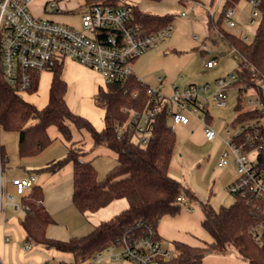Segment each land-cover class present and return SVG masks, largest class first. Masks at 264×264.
<instances>
[{"label": "trees", "instance_id": "1", "mask_svg": "<svg viewBox=\"0 0 264 264\" xmlns=\"http://www.w3.org/2000/svg\"><path fill=\"white\" fill-rule=\"evenodd\" d=\"M102 1L117 4V0ZM129 6L132 23L141 24L149 32L159 31L172 24L174 19L171 14L149 13L132 3ZM224 9L216 21L210 20L211 25H222ZM262 11L263 16L251 41L231 32H222L224 41L243 57L235 72L239 79L233 83L240 94L251 87L261 93L264 85V6ZM61 66L62 63H57L52 69L49 101L43 108L24 99L8 80L0 78V128L19 133L20 157L41 153L54 140L48 132L49 127L58 129L68 143L66 155L49 161L35 171L55 172L65 164L73 163L72 199L80 212L97 211L119 198H126L129 204L84 236L56 239L47 235V227L54 220L42 203V188L34 186L22 198L26 210L22 222L26 240L72 253L74 261L71 264H81L124 236L139 238L153 229L160 239L157 232L160 219L167 214L180 213L185 205L177 200L178 196L183 195L188 202L197 200L194 192L169 172L177 138L168 124L167 105L149 103L147 84L135 75L124 84L109 82L106 89L100 87L95 96L96 103L105 109V126L98 130L89 119L69 108L65 100L67 84L61 77ZM38 85L39 74L32 73L28 92H36ZM262 101V108L246 109L239 97L232 125L255 123L253 121L263 117V97ZM146 107L155 111V128L148 143L143 145L134 141V132L129 129L128 120L131 110ZM72 127L87 131L94 145H105L116 153L117 163L104 178H99L92 161L85 160L83 148L73 140ZM259 127L264 135V128ZM0 159L2 164L7 159L3 146H0ZM200 205L204 213L203 226L213 241L203 246L174 241L170 248L173 255L168 259L161 258L160 264H203L209 253L224 254L231 247L236 248L238 255L248 264H264V229L260 242H256L250 227L258 222V218L249 198L235 197L231 204L219 208H215L209 200L200 201Z\"/></svg>", "mask_w": 264, "mask_h": 264}, {"label": "built area", "instance_id": "2", "mask_svg": "<svg viewBox=\"0 0 264 264\" xmlns=\"http://www.w3.org/2000/svg\"><path fill=\"white\" fill-rule=\"evenodd\" d=\"M240 0H226L224 20L235 26V15L240 10ZM252 7L249 19L258 25L262 16L264 0H246ZM35 0H0V78L4 77L18 93L28 92L32 73L50 70L66 58L73 59L99 72L107 83L124 84L134 75V62L146 51L162 45L172 33L173 24L157 32H149L141 24L132 23L129 0H117L108 4L102 0H84L86 10L80 14V27L49 19L32 12ZM56 1H47L44 11H58ZM185 15V13H183ZM216 59H210L206 66L212 68ZM239 79L235 72L217 78V89L208 94L210 85L187 84L183 87L172 84V92L163 90L164 81L147 84L150 102L167 105L168 118L172 125L187 124L191 117L199 118L205 126V136L213 140L218 136L210 124V101L218 107L228 105L229 91ZM261 93L256 91L257 107L262 108L264 85ZM254 100H251L253 102ZM129 129L134 132V141L147 144L155 128V111L146 107L131 110ZM234 132L223 139L218 165L230 163L236 166V177L228 185L229 193L235 197L249 198L254 206L258 222L250 227L255 241L260 242L264 229V135L259 125L244 122L234 127ZM19 195L35 186L36 175L13 178ZM13 198V197H12ZM177 200L186 203L181 195ZM27 243L25 248H30ZM107 251V257L103 252ZM173 255L165 247L155 231L139 238L122 239L110 244L104 250L87 259V264H100L106 258L113 261L129 260L133 264H160V259ZM71 264V263H60Z\"/></svg>", "mask_w": 264, "mask_h": 264}, {"label": "crops", "instance_id": "3", "mask_svg": "<svg viewBox=\"0 0 264 264\" xmlns=\"http://www.w3.org/2000/svg\"><path fill=\"white\" fill-rule=\"evenodd\" d=\"M34 14L76 27L81 26L80 13L71 15V13L62 14L59 11L46 12L44 7H42L40 14L39 12ZM65 18H73V20ZM176 43L178 44L179 41L174 40L171 44ZM169 44L164 42L160 45L162 49L159 51L155 50V48L146 51L133 64L134 75L148 85L156 86L158 78L162 77L164 81L163 90L166 94L172 92V84L180 76L181 72V66L178 64L182 63L185 58L181 51H176L174 48H172L171 52H168ZM206 46L204 44L205 48ZM210 59L217 60V57L205 60L204 65L208 69L211 68L206 66V62ZM38 74L39 85L37 91L34 93L23 92L20 95L38 108H43L49 101L53 71L45 70ZM61 77L67 84L65 100L69 108L73 112L89 119L95 128L102 130L105 126V109L96 103L95 96L100 87L104 89L107 87L104 77L96 70L70 58H66L62 62ZM211 102L216 106L213 101H210L209 105H211ZM194 119L197 118L191 117L187 124L171 126L174 130L176 125H181L186 130H189L190 133L187 138H178L176 135L177 141L169 172L171 176L189 187L197 196V200L187 201L180 213L176 215L167 214L160 219L157 232L163 245L181 241L193 246H203L205 243L213 241L212 236L203 226L204 213L200 205V201H210L212 194L205 184L210 161L203 165L199 157L194 160L190 156L192 151L198 152L202 145L211 144L212 140L206 138L203 123L195 124V126L191 124ZM13 132L16 134L12 138L14 143L10 148L7 147L0 136V146H3L7 155L4 164H2L0 159V264L73 263L74 257L72 253L47 248L41 244L30 243L26 240V231L22 224L26 216V210L22 205L23 196L17 193L16 187L12 182L13 178L26 177L30 174L36 175L35 186L42 188V203L54 220L47 227V235L56 239L66 240L73 236L81 237L88 234L100 222L110 219L128 207V200L119 198L97 211L80 212L72 199L73 163L69 162L55 172L35 171L49 161L66 155L68 143L58 129L55 126H50L48 132L54 139L53 142L41 153L27 157H20L18 152L19 133ZM72 135L73 140L83 148L85 160L92 161L98 171L99 178H104L106 173L117 163L116 153L105 145H94L93 138L85 130L72 127ZM216 140L218 149H215L216 151L213 153L212 158L214 162L216 161V167L222 168L220 171L223 177L225 176V185L221 191L220 203L217 205L213 204L215 208H219L221 205H229L234 201V197L228 194L229 192L226 191L225 187L227 188L235 179L236 169L235 172L227 175L228 169L225 171L223 170L225 166L218 165L220 153L222 148H224L222 147L224 141L223 138H217ZM230 164L236 168L235 164ZM27 243L31 244L30 248H25ZM214 255L218 254L209 253L206 257Z\"/></svg>", "mask_w": 264, "mask_h": 264}, {"label": "rangeland", "instance_id": "4", "mask_svg": "<svg viewBox=\"0 0 264 264\" xmlns=\"http://www.w3.org/2000/svg\"><path fill=\"white\" fill-rule=\"evenodd\" d=\"M49 0H37L32 4L31 9L33 13L40 14L42 7ZM58 3V11L62 14H76L82 13L86 10V5L83 0H51ZM130 3L138 5L143 11L155 14H171L174 16L173 27L171 35L166 39L165 44H169L168 52L172 48L176 51H181L185 57L182 63L178 64L180 68V76L174 83L183 87L186 84H205L208 83L210 87L207 93L212 94L217 89L215 83L217 78L227 76L232 72H237L238 64L242 61L241 54L236 52L223 39L222 32H231L239 37L251 41L254 38L256 31V24H252L249 19V14L252 11L251 5L246 0H240L238 7L240 10L235 15L236 25L230 26L225 20L222 25L210 24V20H217L226 5V0H199V1H184L181 0H129ZM185 13V15H183ZM73 20V18H65ZM174 40L179 41L177 44H171ZM204 44L207 45L206 48ZM162 46H158L155 50H161ZM217 57L218 64L208 69L205 67V60L208 58ZM34 93V92H32ZM241 97L242 103L246 109L254 108L256 104V89L251 87L246 91L240 92L238 88L233 86L228 97V105L226 107H217L214 104L210 106L211 127L218 132V136L213 139L211 144H204L198 152L192 151L190 156L195 160L198 157L202 164L210 161L208 166V175L206 185L211 190L210 203L218 204L221 200L222 188L224 187L225 176L221 173V167H216V161L212 158L213 153L218 149L216 145L217 138L226 139L234 132L232 119L235 115L234 108ZM251 100H254L251 102ZM197 118V117H196ZM264 128V116L259 120L253 121ZM203 122L197 118L192 120L191 124H202ZM168 124L172 126L171 120L168 118ZM178 138L189 136L190 131L183 128L181 125H176L174 128ZM16 132V131H15ZM16 133L13 131L5 132L0 128V136L2 141L6 143L7 147H12L14 140L13 136ZM16 140V138H15ZM223 142V141H222ZM202 143V142H201ZM224 147V145L222 146ZM216 149V150H215ZM223 149V148H222ZM228 169V170H227ZM235 167L232 164L225 165L223 170H227V175L235 172ZM226 175V176H227ZM228 191V187L226 188ZM229 192V191H228ZM230 194V193H228ZM223 203V202H222ZM171 248L173 244H164ZM165 246V247H166ZM108 252L104 251L103 256L107 257ZM81 264H87L84 261ZM100 264H133L129 260L113 261L106 258ZM204 264H248L239 255L236 248L231 247L224 254L208 256L204 260Z\"/></svg>", "mask_w": 264, "mask_h": 264}]
</instances>
